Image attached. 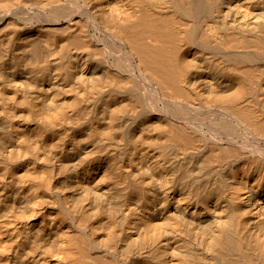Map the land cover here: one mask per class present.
I'll return each instance as SVG.
<instances>
[{"label": "bare ground", "instance_id": "6f19581e", "mask_svg": "<svg viewBox=\"0 0 264 264\" xmlns=\"http://www.w3.org/2000/svg\"><path fill=\"white\" fill-rule=\"evenodd\" d=\"M0 264H264V0H0Z\"/></svg>", "mask_w": 264, "mask_h": 264}]
</instances>
